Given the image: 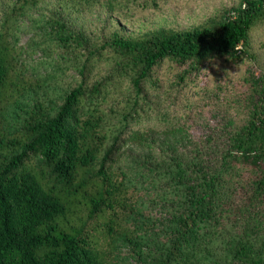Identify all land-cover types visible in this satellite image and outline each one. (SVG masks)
Masks as SVG:
<instances>
[{"label": "trees", "instance_id": "16d2710c", "mask_svg": "<svg viewBox=\"0 0 264 264\" xmlns=\"http://www.w3.org/2000/svg\"><path fill=\"white\" fill-rule=\"evenodd\" d=\"M42 1L0 0V113L9 102L18 112L7 132L0 117V264H111L122 244L138 264H264V71L249 70L239 80L228 106L240 120L223 140H204L186 153L170 147L157 160L138 157L139 181L115 161L127 142L153 141L140 128L144 120L165 125L164 137L183 132L160 123L153 73L162 62L180 68L178 89L213 59L255 62L249 33L264 25V0H239L188 30L135 37L98 38L60 17L40 19L44 42L60 51L41 62L51 68L44 77H25L10 30ZM57 1L64 10L120 11L134 3ZM101 68L107 73L96 80ZM67 70L76 78L65 89L49 85ZM38 92L31 106L17 104ZM147 201L165 205L169 219L161 231L143 213ZM143 244L151 249L141 251Z\"/></svg>", "mask_w": 264, "mask_h": 264}, {"label": "rangeland", "instance_id": "374dc122", "mask_svg": "<svg viewBox=\"0 0 264 264\" xmlns=\"http://www.w3.org/2000/svg\"><path fill=\"white\" fill-rule=\"evenodd\" d=\"M132 1L134 3L127 1L120 11L118 9L109 11L103 5L64 10L57 0L40 2L34 9L19 17L10 30L9 43L16 50L15 58L23 76L44 77L51 68L41 65V62L57 58L60 51L50 42L49 44L44 42L45 36L38 29L40 19L60 17L73 30L83 31L98 38L112 32L124 37H135L157 29L176 31L191 29L214 17L222 9L235 7L239 2V0H156L155 8H144L140 6L143 0ZM249 42V51L256 56L255 62L247 58L232 62L213 59L202 68L192 83L182 89H178L174 84L175 76L180 72V68L174 63L164 61L154 71L153 79L156 80L161 94H158L161 100L160 123L170 122L183 132L164 137L162 133L165 125L158 124L154 118L142 121L140 128L149 129L153 141L143 146L127 142L118 150L115 158L116 165L123 169L131 180L139 181L138 172L133 171L136 158L151 156L153 160H157L159 156H164L170 147L179 153H186L190 148L201 145L204 140L212 138L223 140L221 137L239 122V117L233 114L228 105L237 99V93H240L239 80L247 71L252 69L264 71V25H257L251 29ZM64 73L62 76L57 75L54 78L55 83L49 85L55 84L65 89L69 81L76 78V74L71 70ZM106 73L107 70L101 68L93 75L96 80H100ZM123 84L121 90L125 91L128 84L127 82ZM36 95L40 93H29L19 99L17 104L22 102L31 106L36 101ZM116 97L117 101L123 98L121 94H117ZM3 106L0 117L7 132L17 123L18 112L11 102ZM144 208L143 213H147L149 223L154 225L156 231H161L169 219L165 205L147 201ZM144 235L148 238L147 234ZM148 248L149 246L144 244L140 247L141 251ZM143 263L149 264L150 260L144 259ZM111 264L138 262L131 248L122 244L118 247Z\"/></svg>", "mask_w": 264, "mask_h": 264}]
</instances>
